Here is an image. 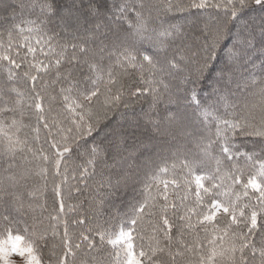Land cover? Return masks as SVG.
Returning a JSON list of instances; mask_svg holds the SVG:
<instances>
[{
	"label": "snow or ice",
	"instance_id": "snow-or-ice-1",
	"mask_svg": "<svg viewBox=\"0 0 264 264\" xmlns=\"http://www.w3.org/2000/svg\"><path fill=\"white\" fill-rule=\"evenodd\" d=\"M0 264H264V0H0Z\"/></svg>",
	"mask_w": 264,
	"mask_h": 264
}]
</instances>
